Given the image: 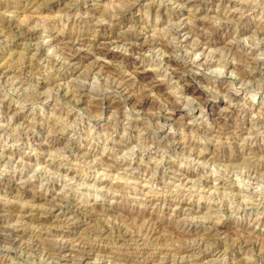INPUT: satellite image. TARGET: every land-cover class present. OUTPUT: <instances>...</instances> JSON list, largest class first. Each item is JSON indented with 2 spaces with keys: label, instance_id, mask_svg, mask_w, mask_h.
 Returning <instances> with one entry per match:
<instances>
[{
  "label": "rangeland",
  "instance_id": "rangeland-1",
  "mask_svg": "<svg viewBox=\"0 0 264 264\" xmlns=\"http://www.w3.org/2000/svg\"><path fill=\"white\" fill-rule=\"evenodd\" d=\"M4 18L0 264H264V0Z\"/></svg>",
  "mask_w": 264,
  "mask_h": 264
},
{
  "label": "bare ground",
  "instance_id": "bare-ground-1",
  "mask_svg": "<svg viewBox=\"0 0 264 264\" xmlns=\"http://www.w3.org/2000/svg\"><path fill=\"white\" fill-rule=\"evenodd\" d=\"M32 1H33V0H32ZM36 2H37V1H36ZM41 2H42V1H41ZM36 5H37V4H36ZM6 7H7V6H6ZM36 7H37V6H36ZM121 7H122V6H121ZM119 12H121V11H119ZM2 18H3V17H2ZM6 19H7V18H6ZM6 19L4 18L3 20H0V23L3 22L2 24H3L4 28H5V25H4V24L7 23V22H5ZM12 22H13V21H12ZM14 22H15V21H14ZM10 23H11V22H10ZM2 24H0V25H2ZM7 24H8V23H7ZM7 24H6V27L9 25V24H8V25H7ZM20 24H21V23H20ZM197 24H198V23H197ZM21 25H22V24H21ZM21 25H19V26L17 25V28H16V29H18V27H19V28H21V27L23 28V26H21ZM3 26H1V27H3ZM14 26H15V25H14ZM20 26H21V27H20ZM7 28H8V27H7ZM11 28H12V25H11ZM11 28H10V29H11ZM13 28H15V27H13ZM13 28H12V29H13ZM199 28H200V27H199ZM29 29H30V28H29ZM29 29H28V30H29ZM8 30H9V29H8ZM24 30H26V29H24ZM28 30H26V31H28ZM30 30H31V29H30ZM194 30H195V29H194ZM194 30H193V31H194ZM14 31H15V30H14ZM18 31H19V30H18ZM18 31H17V32H18ZM22 31H23V30H22ZM31 32H32V31H31ZM199 32H200V31H199ZM261 32H262V31H261ZM19 33H20V32H19ZM23 33L26 34L25 31H23ZM14 34H15V33H14ZM21 34H22V33H21ZM25 34H24V35H25ZM33 34H34V33H33ZM15 35H16V34H15ZM134 35H135V34H134ZM17 37H18V36H17ZM23 37H24V36H23ZM128 37H129V36H128ZM5 38H6V37H5ZM12 38H13V37H12ZM25 38H26V37H25ZM206 38H207V37H206ZM69 40H70V39H69ZM261 40H262V39H261ZM80 43H81V42H80ZM258 43H259V42H258ZM81 45H82V44H81ZM150 45H151V44H150ZM151 46H152V45H151ZM75 47H76V46H75ZM193 47H194V45H193ZM236 47H237V46H236ZM66 48H67V47H66ZM165 48H166V47H165ZM59 49H60V48H59ZM133 49H134V48H133ZM73 52H74V51H73ZM76 52H77V51H76ZM31 53H32V52H31ZM59 53H60V52H59ZM69 53H70V52H69ZM76 54H77V53H76ZM63 56H64V55H63ZM71 56H72V55H71ZM71 56H70V57H71ZM73 56H74V55H73ZM70 57H69V58H70ZM72 58H73V57H72ZM73 59H74V58H73ZM53 60H54V59H53ZM48 61H49V60H48ZM64 61H66V60H64ZM221 61H222V60H221ZM33 62H34V61H33ZM230 62H231V61H230ZM51 63H52V62H51ZM64 64H65V63H64ZM61 65H62V64H61ZM103 65H104V64H103ZM221 65H222V64H221ZM53 66H54V65H53ZM226 66H227V64H226ZM180 67H181V66H180ZM234 67H235V66H234ZM54 68H55V67H54ZM237 68H238V67H237ZM52 69H53V68H52ZM48 70H49V68H48ZM117 72H118V71H117ZM245 73H246V72H245ZM242 74H244V72H242ZM246 74H247V73H246ZM248 74H249V73H248ZM91 76H92V75H91ZM116 77H117V76H116ZM243 77H245V74H244ZM249 79H250V78H249ZM250 80H251V79H250ZM120 82H121V81H120ZM116 84H117V83H116ZM117 85H118V84H117ZM79 88H80V87H79ZM78 90H79V89H78ZM78 90H77V91H78ZM74 91H75V90H74ZM102 92H103V91H102ZM78 93H79V92H78ZM121 93H122V92H121ZM132 93H133V92H132ZM73 96H74V95H73ZM117 96H118V95H117ZM78 98H79V97H78ZM117 98H118V97H117ZM171 107H172V106H171ZM174 109H175V108H174ZM159 111H160V110H159ZM259 168H260V167H259ZM250 172H251V171H250ZM254 173H255V172H254ZM254 173H253V174H254ZM18 214H19V213H18ZM34 215H35V214H34ZM82 217H83V216H82ZM14 220H15V219H14ZM39 220H40V219H39ZM41 221L44 222L45 220L42 219ZM7 223H8V222H7ZM15 223H16V222H15ZM0 225H1V223H0ZM1 226H2V225H1ZM7 226H8V225H7ZM17 226H18V225H17ZM1 228H2V227H1ZM5 228L8 229L7 227H5ZM11 228H12V227H11ZM6 229H5V230H6ZM3 230H4V228H3ZM7 232L10 233V232H13V231L7 230ZM14 232H15V231H14ZM9 235H10V234H9ZM94 236H95V235H94ZM2 237H3V236H2ZM128 237H129V236H128ZM11 238H12V236H11ZM44 238H45V237H44ZM1 239H2V238H1ZM66 239H67V238H66ZM79 239H80V238H79ZM77 240H78V239H77ZM3 241H4V240H3ZM9 241H10V240H9ZM52 241H53V240H52ZM49 242H50V241H49ZM65 242H66V241H65ZM1 243H2V242H1ZM11 243H12V242H11ZM60 243H61V242H60ZM74 243H75V242H74ZM211 243H212V242H211ZM33 244H34V243H33ZM45 244H46V243H45ZM49 245H51V244H49ZM207 245H208V244H207ZM207 245H206V246H207ZM84 246H85V245H84ZM32 247H33V246H32ZM45 247H46V246H44V248H45ZM51 247H53V246H51ZM60 247H61V246H60ZM167 247H168V246H167ZM30 248H31V247H30ZM57 248H58V247H57ZM57 248H56V249H57ZM75 248H76V247H75ZM159 248H160V247H159ZM209 248H210V247H209ZM31 249H32V248H31ZM46 249H47V248H46ZM50 249H51V248H50ZM160 249H161V248H160ZM144 250H145V249H144ZM205 250H206V249H205ZM25 251H26V249H25ZM30 251H31V250H30ZM52 251H53V250H52ZM59 251H61V250L59 249ZM88 251H89V250H88ZM91 251H92V250H91ZM198 251H199V250H198ZM54 252H56V251L54 250ZM57 252H58V251H57ZM29 253H30V252H29ZM65 253H66V252H65ZM81 253H82V252H81ZM162 253H163V252H162ZM199 253H200V252H199ZM69 255H70V254H69ZM150 255H151V254H150ZM181 255H182V254H181ZM82 256H83V255H82ZM131 256H132V255H131ZM163 256H164V255H163ZM172 256H173V255H172ZM187 256H188V255H187ZM194 256H196V255H194ZM236 257H237V256H236ZM168 258H169V257H168ZM156 259H157V258H156ZM171 259H172V258H171ZM208 259H209V258H208ZM205 260H207V259H205ZM111 261H112V260H111ZM145 261H146V260H145ZM183 261H184V260H183ZM230 261H231V260H230ZM232 261H234V260H232ZM236 261H237V260H236ZM243 261H244V260H243ZM120 262H122V261H120ZM71 263H72V262H71ZM172 263H173V262H172ZM192 263H193V262H192ZM231 263H232V262H231ZM242 263H244V262H242ZM145 264H146V263H145ZM194 264H195V263H194ZM235 264H237V263H235ZM239 264H241V263H239Z\"/></svg>",
  "mask_w": 264,
  "mask_h": 264
}]
</instances>
